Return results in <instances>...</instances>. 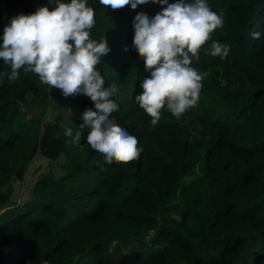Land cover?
Returning a JSON list of instances; mask_svg holds the SVG:
<instances>
[{
    "label": "trees",
    "instance_id": "trees-1",
    "mask_svg": "<svg viewBox=\"0 0 264 264\" xmlns=\"http://www.w3.org/2000/svg\"><path fill=\"white\" fill-rule=\"evenodd\" d=\"M206 2L223 13V25L192 62L207 73L198 103L179 119L165 108L152 125L135 102L149 73L132 46V22L164 5L113 10L87 0L96 20L90 37L105 36L111 49L97 65L105 87L117 88L111 118L142 148L130 163H103L87 143L81 114L95 109L86 95L62 108L58 100L42 123L27 96L47 84L23 68L18 80L0 81V264H119L112 241L136 243L132 264H264L260 247L244 259L264 234V0ZM54 4L0 0V35L11 17ZM213 41L229 45L227 57L208 54ZM0 72H11L2 59ZM67 127L79 141L64 135ZM37 152L61 155L60 172L39 174L24 200L4 206L2 184L20 179Z\"/></svg>",
    "mask_w": 264,
    "mask_h": 264
},
{
    "label": "clouds",
    "instance_id": "clouds-1",
    "mask_svg": "<svg viewBox=\"0 0 264 264\" xmlns=\"http://www.w3.org/2000/svg\"><path fill=\"white\" fill-rule=\"evenodd\" d=\"M113 10L150 2L164 5L151 18L142 12L133 19L132 46L144 61L149 75L140 84L142 91L135 102L156 125L165 108L179 119L199 100L202 81L207 73L192 66L199 60L201 48L212 33L223 25V13L211 9L206 0H99ZM95 10L87 0H55L53 7L41 5L29 14L11 17L0 35V59L10 65L11 72H0V81L19 79V70L36 74L42 83L61 90L64 97L84 94L93 108L81 114V130L87 128V143L100 153L103 163H130L139 158L142 148L138 139L129 134L111 118L118 110L113 99L115 85L105 87L97 65L110 52L107 39L90 37L95 26ZM258 39L260 33H252ZM229 45L213 41L208 54L225 58ZM72 142L79 141L81 133L73 136L71 127L64 130ZM99 163V162H97Z\"/></svg>",
    "mask_w": 264,
    "mask_h": 264
},
{
    "label": "rangeland",
    "instance_id": "rangeland-1",
    "mask_svg": "<svg viewBox=\"0 0 264 264\" xmlns=\"http://www.w3.org/2000/svg\"><path fill=\"white\" fill-rule=\"evenodd\" d=\"M44 92H29L27 96V107L29 110L38 116L42 123L50 121L56 114L57 107L55 105L60 100L61 108L63 104L71 102L74 97H64L61 90L46 85ZM64 99H67L66 101ZM66 116V114H65ZM61 155H58L55 159H48L38 152L35 153L24 165L22 177L20 179L10 178L7 182L2 184V189L8 193V199L4 206L15 205L24 200L29 193L30 186L33 180L42 173L58 174L61 170L60 167ZM0 209V213L2 210ZM110 249L116 253V257L119 264H132L136 253V243L133 241H127L120 243V245L112 241L109 243Z\"/></svg>",
    "mask_w": 264,
    "mask_h": 264
},
{
    "label": "crops",
    "instance_id": "crops-1",
    "mask_svg": "<svg viewBox=\"0 0 264 264\" xmlns=\"http://www.w3.org/2000/svg\"><path fill=\"white\" fill-rule=\"evenodd\" d=\"M256 247H260L261 249H264V234L261 235L259 238H256L254 240V242L252 243V245L248 248V251H247L246 256L244 258L245 262H249V260L251 258V252Z\"/></svg>",
    "mask_w": 264,
    "mask_h": 264
},
{
    "label": "water",
    "instance_id": "water-1",
    "mask_svg": "<svg viewBox=\"0 0 264 264\" xmlns=\"http://www.w3.org/2000/svg\"><path fill=\"white\" fill-rule=\"evenodd\" d=\"M23 108V107H22Z\"/></svg>",
    "mask_w": 264,
    "mask_h": 264
}]
</instances>
